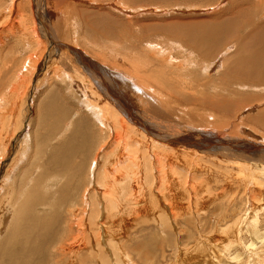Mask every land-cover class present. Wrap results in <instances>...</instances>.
<instances>
[{"label": "bare ground", "instance_id": "obj_1", "mask_svg": "<svg viewBox=\"0 0 264 264\" xmlns=\"http://www.w3.org/2000/svg\"><path fill=\"white\" fill-rule=\"evenodd\" d=\"M15 1L18 0H0V13L6 17L11 9L26 7L37 12L38 23L34 21L32 25L38 28L34 32L35 28L27 27L16 15L20 31L10 40L20 42L21 50L16 54L26 58L19 69L11 72L13 76L7 77L8 85L0 88V264H52L51 257L62 250L67 258L65 264H134L125 248L132 235L143 231L142 225H155L179 236V220L190 225L193 218L201 214L206 217V212L213 215L217 208H222L218 209L220 214L214 215L219 221L231 213L237 216L236 222L227 225L222 233L218 231L220 237L213 233L216 244L213 242L209 249L205 239L197 238L199 242L194 247L198 248L191 253L200 258L188 263L181 256L176 264H264V257L255 252L259 244L264 246V110L255 119L238 118V125L233 121L234 129L243 135L244 121L253 135L259 133L262 140L256 142H252L250 134H246L244 142L220 137L211 129L207 112L200 111L209 105L215 115L227 117L236 102L226 94L239 95L237 87L264 92V27L253 22V6L248 12L232 13L214 29L201 26L200 30H160L171 37L165 45L140 36L134 41L131 37L132 42L129 37L106 34L107 42L99 39L103 45L91 44L102 52L100 57L104 58L99 64L89 57L88 49L89 53L84 50L76 7L60 8L57 3L51 9L44 5L45 0H38L35 10L28 0H21L20 6ZM259 1L264 7V0ZM46 15L54 19L53 32L50 25L49 28L39 20ZM252 25H257L255 30L243 39L242 30ZM62 28L69 34L70 43L66 38L62 40ZM218 31L222 41L233 40L235 52H231L234 61L229 66L224 64V54L214 59L212 72L219 67L227 69L219 76L220 83L213 85L202 82V72L209 69L204 65L207 60L197 62L189 55L180 57L177 63L178 57L170 50L180 40L176 48H194L201 56L210 57L219 43L205 49L202 45L214 40ZM6 48L3 42L1 52ZM62 49L72 72L58 67L60 61L54 60L55 66L46 69L52 56L59 60ZM1 59L0 69L3 63L7 72L9 63ZM191 65L198 73L189 69ZM44 84L38 94L47 93L45 96L51 97L55 105L51 107L59 111L56 115L46 113L43 124L42 109L43 146L41 154H35L36 133H31L35 122L30 125L23 113L34 109L25 102ZM136 94L145 102L141 103L143 112H137L128 101V96L135 98ZM238 98L239 103L245 99L241 94ZM185 113L190 116L187 121L179 119ZM92 129L97 139L105 136L95 153L91 150ZM91 153L93 158L85 160ZM22 173L27 177L23 179ZM215 185L221 187L216 188L217 192L212 187ZM232 198L244 200L246 209L235 210ZM72 216L74 223L70 221ZM59 222L64 231L56 225ZM218 226L219 222L215 230ZM3 228L6 234L1 237ZM59 235L72 237L70 245L58 244ZM244 235L248 244L242 243ZM236 245L239 251L232 252Z\"/></svg>", "mask_w": 264, "mask_h": 264}, {"label": "rangeland", "instance_id": "obj_2", "mask_svg": "<svg viewBox=\"0 0 264 264\" xmlns=\"http://www.w3.org/2000/svg\"><path fill=\"white\" fill-rule=\"evenodd\" d=\"M12 1L13 0H1L2 3H5V2L8 3V2H12ZM28 1H30V6H32L36 10L37 6H35V5H37L38 0H28ZM243 1H245V2H243ZM258 1L259 0H253V1L252 0H249V1L248 0H59V1H57V0H45L44 5L48 8H51V9L54 7V5H56V6L60 5V8H62L64 6L67 7V5L76 7L75 8V10H76L75 14L77 15V18L80 21V23H79L80 35L82 36V38H84L82 40L83 41V47H86V49L84 48V50H86L88 53L90 51L89 57L91 59H93V58L96 59L97 63L100 64V63H102V60L104 58L103 56H102L103 58L100 57V54L102 52L97 51L94 48V45H91V44L95 43V45H98V44L103 45L104 42L108 41L106 39L107 37L105 36L106 34H112L114 37H117V38H119V36L122 35L123 38L129 37V40H131V41H132V38L134 41L137 37L140 36L141 39H144V40L145 39H147V40L151 39V40L156 41L158 43L160 42L161 45H165L167 43V41H169V39H171V37L169 38L168 36L162 35L160 33V30L161 31H163V30L167 31V29H168L169 31L171 30V31L175 32L177 30L178 31H180V30L184 31L185 29H187V27L191 30H192V28L196 29V30H200L199 28H201V26H203L204 29H206V28L214 29L213 26H216L219 23L224 22V20L231 17L233 14H235V13L240 14L239 12H242V10L245 12H248L251 6H253V8L255 10V15L253 14L252 17H254V16L256 17V18L255 17L253 18V22H259L257 25L260 24L262 27H264V7H263V4H261V2L260 1L258 2ZM15 3H16V1H15ZM57 3H58V5H57ZM92 3H94V4H92ZM20 4H21V0H18L16 5L20 6ZM140 7L142 8V10L144 12L141 10ZM258 7L259 8L261 7V8L258 9ZM237 8H239V10H237ZM255 8L258 9L259 11H261L259 13V15L257 14L259 11L256 10ZM133 9H135V10H133ZM160 10H161V12H160ZM17 14L20 15L23 22L26 23L27 27L32 28V29L35 28L34 32L38 28L37 25H32V22H34V21L36 23H38L37 22V15H36L37 12L36 11L33 12L31 10L29 11L28 8H26V7H24L23 9L19 8L18 10L15 8L11 9L10 15L6 16V17L4 15V13H0V48H1V45H3V42L7 46V48L4 50L5 53H4V51L1 52L2 49L0 50V52H1L0 57L2 58L1 62L7 63V64L9 63V65H7V69H8L7 72L5 70L6 68H4V66H3V63L1 65V69H0V75H1L0 76V88L1 89H2V87L5 88L8 85V81L10 80L9 78H11V76H13V74L11 72L12 71L14 72V70L16 68L19 69L21 66V62H23L25 60L24 58H26L24 55L20 56V55L16 54V50H18V51L21 50L20 42L17 40H13V39L10 40L11 36L16 35L18 33V31H20V29L17 27L20 25V23L18 22L19 19L16 16ZM46 14H48V13H46ZM47 16L48 15H46V17H42V18L39 17V20L44 22L45 25L47 24L48 27L50 25L51 31L53 32V30H55V28H54V26H51V25H53L52 21L54 19L49 20V18H47ZM257 25H255L254 27L252 25V27H249L248 29H243L242 30L243 34L241 37L243 39H246L252 33V31L255 30ZM60 33H61L60 36L63 37L62 40L63 39L65 40V38L67 39L69 37V34H67V32L64 31L63 28L61 29ZM88 33L92 36H90ZM102 33H103V35H102ZM220 33L221 32L218 31L216 33V37H213L214 40H209L202 45L203 49H205L206 46H211L214 42L219 43V48H216V49L214 48V50H213L214 54L211 55L210 57L205 58V57L201 56V53L196 52L194 48H193V50H192V48H191V50L184 48V49H187L185 52L183 51L184 49L181 50L182 48L181 49L176 48L177 45L181 44L180 40H178L179 44L175 43L174 45H172V47L174 49L170 50V53H172V55H174L175 58L178 57L177 63L182 60V59H179L180 57H183L185 59V57H187L189 55H192V58L194 60H196L197 62H202V61L207 60L208 62L205 61L204 65L208 66L209 69H207L206 67H204L206 69L203 68L205 72H202L203 74H201L203 76L202 82H209V83H212L213 85L214 84L216 85L217 82L220 83L219 76L221 77L225 73L227 68L226 67H223V68L219 67L220 68L219 69L217 67L218 69L215 70V72H212L211 71L212 69L210 68L211 64H213L214 59H216V57L219 56L218 54H220V55L224 54L223 60L225 59L226 62L229 61L228 63L225 62L224 64L229 66L230 65L229 63L234 61V59H232L234 54H232L231 52H233V51L235 52V49L233 48L234 46L233 45H232L233 47L231 46V44L233 43V40L231 38H228L227 43H226V39L222 41L220 39V35H221ZM86 34H88L89 36L86 37ZM118 34H119V36H118ZM92 37L94 40H91ZM122 37H120V38H122ZM88 38H90V39L88 40ZM99 39H100V41L103 42L102 44L99 42ZM86 40H88L87 41L88 43L86 42ZM95 40L98 42L96 43ZM70 41H71V39H67L68 43H70ZM89 41H91V42H89ZM223 43L224 44L226 43L228 45L225 44L226 45L225 46ZM92 46H93V48H92ZM230 47H231V49H230ZM8 48L13 49L12 51H14V53L12 51H8ZM227 48L229 50H227ZM63 50H65V49L59 50V52H58L59 60H58V57L55 56L54 58H56V59H54L53 56L51 55L52 59L49 60V62H48L49 64L47 63V65L45 67L46 69H51L53 66H55L54 61H56V62L60 61V63L58 64V67H61L63 69H66L67 71L72 72L71 67H70V63L67 62L68 56H65L64 53H66V52H63ZM224 50L228 51V54ZM66 51L68 52V49ZM32 52H30V53H32ZM91 52H93V54L95 56ZM4 54L5 55L11 54V56L13 55L14 57L12 56L13 59H11L12 58L11 56L9 57V55H8V57H6ZM200 59H201V61H200ZM216 61H218V60H216ZM106 62L112 63L110 59H108V60L106 59ZM191 66L192 67H190L189 69L193 70V72H195V73H198V69H196L193 65H191ZM43 68L44 67H42V69ZM224 68H225V70H224ZM39 69H40V67H39ZM42 69H41V71L45 70V69H43V70ZM206 70H208L210 72L208 73V72H206ZM186 71H188V70L186 69ZM219 71H220V73H219ZM205 73H207V74H205ZM10 74H12V75H10ZM7 77H9V78H7ZM38 82L39 81H37V84H38ZM43 87H45V84L42 87L38 86V89L34 90L35 92L31 95L29 101L27 100L25 102L26 104L28 103V104L33 105L34 109H32V110L30 109L29 112H28V109H25L24 113H23V117L25 120L29 121V123L31 121L32 122L34 121L35 125H36V126L34 125L32 127V130H31V133H36V136L34 137L35 154H41L42 146H43L42 126L40 124L41 123L42 109H43V124L45 121V114L46 113H51V114L56 115L59 111V108L57 109L55 107H51V106H55V105L51 103V101H52L51 97L48 98L45 96L47 93L46 94H44V93L38 94L39 91ZM235 90L240 91V94L242 95V99L243 98H245V99H243L239 103L238 97L240 94L236 95V96H233L230 93L226 94L227 97H230L231 102H233V103L236 102V104H234L235 108L233 106H231V108L233 107L232 111H231V113L229 111L230 114L227 117L226 116L219 117L218 114L215 115L214 114V113H216L215 110L213 108H211V106H209V105H205L202 108V110H200V111L201 112H203V111L207 112V114L210 116V118H207V119H209L211 129H215L216 133L218 131V134H220V137L222 136V137L227 139L230 136L228 139H230V138H233L234 140L240 139L244 142V140H246L248 138L246 134H250L253 137V141L252 140H250V141H252V142L261 141L262 140L260 138L261 135L258 133V130L257 129L254 130L258 133V135H256V133H254V132H253L254 133V135H253L250 131H248L249 130L248 126H250V125L248 124V126H247L245 121L242 122L243 123V130L245 129L244 135L241 134L242 131L240 133L239 129L238 130L234 129L235 127H234L233 123L236 122V125L240 124V120H237V119L243 118V117H245V118L250 117L251 119H255V116L259 113V111L264 110V99H263L262 103H259V102H261L260 99L264 98V92H258L256 90H254L252 92V90H248L246 88L242 89V88H238V87L235 88ZM199 91L202 92L203 89H199ZM237 91H236V93H237ZM134 92L138 94V92H136V91H134ZM211 93H214V89L211 90ZM42 94H44V96H42ZM137 94H136L137 97H135V98L132 95L130 97L128 96V101L130 102V104L132 106H134V108H136L138 110L137 112H141L143 110V108H142L143 105L141 103L145 104V102L140 101L139 97H138L139 95H137ZM76 95L79 96V94H76ZM62 101H64V100L62 99ZM237 102L239 104H237ZM49 103H50V105H49ZM72 104L75 107L76 102L72 103ZM19 105H20V103H19ZM74 107H73V109H75ZM231 108H230V110H231ZM247 108H249V109L247 110ZM251 108H253V111L250 112L249 110H252ZM254 109H255V111H254ZM178 110L180 111L179 108H178ZM233 111L237 115L235 113H233ZM239 112H240V114H238ZM213 115H214V117L218 116L215 118L216 119V123H215L216 126L214 125L215 119L212 118ZM189 117H190L189 114L185 113V115L183 117L181 116V118H179V119L187 121V119ZM224 118L227 119V120H225L227 122H223ZM245 120H247V119H245ZM220 121L222 122V124L224 123V125H221ZM229 121H230V123H229ZM225 124H228V125L225 126ZM30 125H31V123H30ZM228 126H229V128L227 129ZM221 129H223L222 132H221ZM90 132L92 135V137L90 138L91 150L92 151L95 150L94 151V153H95L98 145L101 143L100 140L104 139L105 136L102 135L101 139H99V138L97 139V137L94 135L95 130L92 129ZM178 136L180 137V134H178ZM258 136H259V139H258ZM181 140H182V142H185L184 138H181ZM237 147H239V146H237ZM94 153H91V155L89 156L90 158H86V159L84 158V159L87 161L91 160L93 158L92 154H94ZM11 154H12V151H11V153L9 152V155H11ZM210 154H215V153H210ZM84 156H86V154ZM26 174L22 173L23 179L25 177H27ZM0 185H1V183H0ZM212 187L214 189H216V188L221 189L220 186H216V185L212 186ZM217 189H216V192H217ZM234 192H235V190L233 191V193ZM223 204L225 206L227 205L225 203H223ZM231 204H232V207H235V210L237 209L239 211H241V210L243 211L246 209L244 200L239 201V199L234 198ZM217 206H218V204H217ZM213 207L214 206H212L210 209H212ZM218 209L220 211L222 210V208H217V211H215V213L213 215H210L209 214L210 212H206V214H207L206 217H204L201 214L200 216H198V219L193 218V220H192L193 223L191 222L190 225H184V223L181 220H179V226L180 227L178 228V230H180V232H181L179 234V236H177V233L175 236V233H171L168 231H162L159 227H157L155 225H150L149 227L142 225L143 231L139 230L135 235H132L129 238V240H128L129 243L127 244L125 250L127 253H129V256H130V258H132V261L134 264H176V263H178L181 256H182V258H181L182 260L185 259L188 263H191V261H194L197 258H200V256H198L195 252L191 253V250L193 248L194 249L198 248V247H194L199 242V240L197 238L202 237L203 240L205 239L206 240V248L209 249V246L211 244H213V242L214 243L216 242L213 239V233H215L214 234L215 236L220 237L219 235L222 233V231L225 229V227L227 225L230 226L231 224H234L236 222L235 220H236L237 216L232 215L231 213L227 214V218L225 217L224 221L220 220L221 221L220 222L219 219L217 217H215L216 216L215 214H220ZM74 219L75 218H73V216H72L70 221H72L74 223L75 222ZM60 222L56 225H58L59 228L64 227L62 225V223H60ZM217 222H219V226L215 230V225ZM198 224L200 225V227H198ZM194 225L196 226V229H194L195 228ZM177 227L178 226H176L174 224V228L177 229ZM75 228L76 227L74 226V229ZM62 231H64V228H62ZM218 231H221V233ZM4 233L6 234V231L3 228L1 237H4V235H5ZM235 234L237 236V233H235ZM208 236H209V238H208ZM71 238H67L64 235H59V238L57 239V241H58L57 243L62 245L63 247H67L68 245H70L69 242L71 241ZM241 238H243L242 243H246V244L249 243L248 242L249 239L247 238L246 235L241 236ZM245 240H246V242H245ZM259 245L256 247L258 250L255 249L256 250L255 252L260 253V256L264 257V246L262 247V245L261 246H259ZM259 247H261V248H259ZM235 248L232 249V252L237 251V250L239 251L240 246L236 245ZM62 252H63V250H62ZM62 252L59 251L58 255H56L55 257H51V261H52L51 263L52 264H65L64 261H66L67 258L66 259L64 258V256L62 255ZM115 252H116V250H115ZM183 253L187 254L186 258L185 257L183 258V255H184ZM252 253H254V252H252ZM187 256H189V257H187Z\"/></svg>", "mask_w": 264, "mask_h": 264}]
</instances>
